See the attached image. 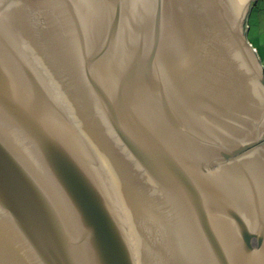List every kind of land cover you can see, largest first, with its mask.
Listing matches in <instances>:
<instances>
[{
    "label": "water",
    "instance_id": "obj_1",
    "mask_svg": "<svg viewBox=\"0 0 264 264\" xmlns=\"http://www.w3.org/2000/svg\"><path fill=\"white\" fill-rule=\"evenodd\" d=\"M254 1L0 0V264H264Z\"/></svg>",
    "mask_w": 264,
    "mask_h": 264
},
{
    "label": "rangeland",
    "instance_id": "obj_2",
    "mask_svg": "<svg viewBox=\"0 0 264 264\" xmlns=\"http://www.w3.org/2000/svg\"><path fill=\"white\" fill-rule=\"evenodd\" d=\"M251 5L248 15H245L247 39L264 67V0H255Z\"/></svg>",
    "mask_w": 264,
    "mask_h": 264
}]
</instances>
